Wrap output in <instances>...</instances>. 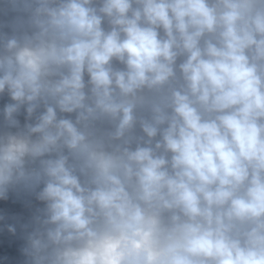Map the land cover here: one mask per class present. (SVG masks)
I'll return each mask as SVG.
<instances>
[{"label": "clouds", "instance_id": "9594fccd", "mask_svg": "<svg viewBox=\"0 0 264 264\" xmlns=\"http://www.w3.org/2000/svg\"><path fill=\"white\" fill-rule=\"evenodd\" d=\"M0 264H264V0H0Z\"/></svg>", "mask_w": 264, "mask_h": 264}]
</instances>
